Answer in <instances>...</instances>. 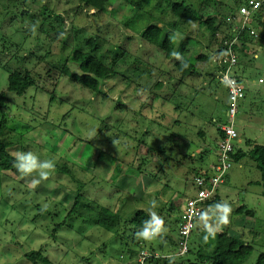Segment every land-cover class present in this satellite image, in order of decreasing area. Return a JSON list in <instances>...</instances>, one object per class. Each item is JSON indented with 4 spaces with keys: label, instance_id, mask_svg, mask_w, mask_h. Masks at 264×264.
I'll return each instance as SVG.
<instances>
[{
    "label": "rangeland",
    "instance_id": "1",
    "mask_svg": "<svg viewBox=\"0 0 264 264\" xmlns=\"http://www.w3.org/2000/svg\"><path fill=\"white\" fill-rule=\"evenodd\" d=\"M189 1L202 7L203 0ZM136 3L160 25L177 21L167 4L159 6L157 0H109L98 11H78V0H51L55 14L65 21L64 36L57 41L56 34L47 38L48 30H32L43 25L39 2L0 0V94L7 98L0 107V121L6 122L2 139L14 157L17 152H33L41 162L55 163L49 179L36 185L17 168L0 169V264H34L26 258L31 252L42 253L38 264H142L140 253L152 251L162 258L144 264H193L201 251L198 236L202 239L213 231L234 235L253 247L244 264H256L264 254L262 174L248 156L234 163L217 190L219 199L231 206L229 224L217 230L215 220L209 219V206L200 229L188 239L190 253L175 256L180 249L178 212L196 194L186 176L193 178L217 163V126L227 120L228 92L218 78L219 58L212 57L198 23L180 22L176 30L179 43L193 39L187 57L195 60L197 73L184 78L176 58L167 59L125 26ZM218 8L209 4L202 13L228 15ZM257 31L259 36L264 28ZM91 38L106 65L117 59L118 75L103 81V94L58 77L71 53L89 51L84 41ZM243 47L237 75L244 77L248 91L236 120L235 149L249 152L253 145L264 147V83L259 84L264 81V50L258 44L255 51H247L248 43L241 51ZM201 55L212 58L201 61ZM69 68L78 72L75 64ZM16 70L43 78L17 95L8 91L10 72ZM98 150L104 152L102 160ZM140 163L145 175L129 173ZM78 195L83 197L74 209ZM172 206L177 209L174 214ZM242 207L254 217H245L237 226L233 211ZM102 208L121 219L118 233L95 221ZM140 210L150 217L155 212L167 231L153 240L138 238L130 221Z\"/></svg>",
    "mask_w": 264,
    "mask_h": 264
},
{
    "label": "trees",
    "instance_id": "2",
    "mask_svg": "<svg viewBox=\"0 0 264 264\" xmlns=\"http://www.w3.org/2000/svg\"><path fill=\"white\" fill-rule=\"evenodd\" d=\"M107 1L109 0H78V11H98L102 7L103 3ZM250 1L251 0H203V2L201 3L202 7L200 9H197L189 0H157L159 6L162 4V2L163 4L166 3L168 8L171 9V12L177 19L176 22L169 25H160V20H157L151 13L146 12L142 4L136 3L134 4L131 17H129L125 26L134 30L135 33L143 39V41L162 51L167 59L172 60L176 58L178 60L176 63V68L182 74V77L185 78L191 74L197 73L195 60L193 59V57H187V53H189V47L190 44L193 43V39L186 37L179 43L178 37L176 35V30L178 29L180 22L198 23L200 27L203 28L206 32H204V34L207 37L209 47L208 50L212 53V57L219 58L220 64L218 72L221 75L229 66L230 61L228 49L231 44H235L236 48L240 49V47L242 48V45L248 43L247 51H255L256 49L254 47L258 44L260 47L259 49L264 50V32L257 36L258 28H264V24L261 21L260 15L261 12H263L262 10L252 13L248 17V21L245 27L243 29H240L242 19L238 17L239 11L245 6L249 7ZM34 2H39V7L43 6L42 9L39 10V12H41L39 22L43 25L38 29L36 28V26H33V32L38 31L40 34H42L45 30H48L47 38L52 37L53 34H56V36H54V39L59 41L60 37L64 36V31L61 32L63 30V24L65 22L64 18L58 14H55V11L53 10L55 5H50L51 0L50 2H48V0H34ZM209 4H213L215 7H219L218 11L220 8H223L228 13V15H222V18L221 13L219 12H215V15L203 14L202 8L204 6H209ZM78 11L77 14L80 13ZM46 24L48 27L46 26ZM56 25H59L58 29H56ZM58 31H60V35H57ZM74 32L77 31L74 30ZM67 37H64V39ZM84 45L88 47L89 51L77 49L73 53H71L64 60V65L62 67V70L60 71V76L58 77H67L69 79V82L77 84L94 94H103V81L107 80L109 77L118 75L115 70L117 59L111 66H108L100 58H98L96 54L99 45L94 38L85 40ZM244 51L245 47H243V51H241V49L240 51H238V64L235 68L236 76L240 80H244V77L238 76L237 72L239 71V68L242 67L241 58L242 56H244ZM175 53H178L179 55H174ZM254 55L258 56V54L255 53L253 54V58ZM212 57L209 55H201L199 59L201 61H209ZM254 59H258V57ZM71 64H75L77 66L78 72H72V70L69 68ZM55 66L56 65L48 70L47 76H49L52 70L56 68ZM220 75L218 76L219 80ZM38 78L40 80V78L43 77L38 74H33L29 71L23 72V70H16L12 73L10 72L8 91L17 95H23L27 92L28 89L36 85ZM6 101L7 98L5 94H0L1 108H4ZM229 106L230 105L228 104V107ZM5 129L6 122L0 121V169L12 170L16 168L15 157L10 154L8 143H6L2 139L5 135ZM218 134L220 141L221 138H224L225 134L221 130H218ZM201 135H203V133H201ZM158 150H160V148H158ZM236 151L237 153L232 155V160L234 163H239L248 156H251V158L257 162L258 168L260 169L262 174L261 184L264 187V147L254 146L249 152H245L243 150ZM97 152V158L102 160L104 152L100 150H98ZM115 161L116 160L114 159L113 163ZM114 164L116 165L118 163L115 162ZM140 164L141 165H139V167H130L131 169L129 170L131 172L129 173H134L133 175H137L139 177L145 175V172H143L142 170V163ZM135 172H138V174H136ZM81 196L82 195H78V197L76 198L74 209L76 208V205L79 204ZM221 202L222 201L219 199V197L216 196V198H214V200L210 202L209 205L214 208L216 204H219ZM175 211H177L176 207L174 208L172 206L170 209L171 214H174ZM178 213H181V211H179ZM233 215L235 217H254L253 212L243 207L233 211ZM150 218L151 217L148 213L140 210L130 221V226L134 227V229H136L135 231L137 232L141 231L145 225V222L150 220ZM97 219H99L98 223L100 225H102L103 227L105 226L106 229L115 232H117L116 226L121 223V219L117 216L115 211H111L105 208H102L101 211L98 212V215L95 219L96 222ZM199 241L201 242V245H203V247L201 248L200 246L201 251L198 252L197 263L193 264H244L252 256L254 251L253 247H251L250 245H246L242 240L230 237L227 233L224 232L214 235L208 233L207 236L199 239ZM132 253L134 252L131 251V254ZM26 258L34 264H38L37 261L39 259H42V253L31 252L26 255ZM256 264H264V254L260 255Z\"/></svg>",
    "mask_w": 264,
    "mask_h": 264
},
{
    "label": "built area",
    "instance_id": "3",
    "mask_svg": "<svg viewBox=\"0 0 264 264\" xmlns=\"http://www.w3.org/2000/svg\"><path fill=\"white\" fill-rule=\"evenodd\" d=\"M264 8V0H251L249 7L240 9L238 17L242 19L240 29H243L248 21V17ZM229 66L220 75V81L225 86L229 96V107L227 111V122L219 125L220 130L225 134L217 145V163L212 165L208 174L195 177L193 185L197 191L194 198L187 200L179 219V245L180 249L176 256L181 257L188 253V239L199 227L205 217L204 210L209 207V203L214 200L217 190L226 181L233 161L232 155L235 153V142L239 140L236 130V120L239 115L240 104L245 101L248 86L244 80L236 76L235 68L238 64V51L235 44H231L228 49ZM263 83L261 79L259 81ZM139 262L144 264L151 258H158V255L151 252H141Z\"/></svg>",
    "mask_w": 264,
    "mask_h": 264
},
{
    "label": "clouds",
    "instance_id": "4",
    "mask_svg": "<svg viewBox=\"0 0 264 264\" xmlns=\"http://www.w3.org/2000/svg\"><path fill=\"white\" fill-rule=\"evenodd\" d=\"M263 10V9H262ZM261 11V10H260ZM174 55H179L178 53H175ZM261 80V79H260ZM259 80V81H260ZM263 80V79H262ZM245 81V79H244ZM246 82V81H245ZM264 83V82H263ZM263 83H260L259 84H263ZM223 85V84H222ZM248 91V89H247ZM247 93V92H246ZM241 105V104H240ZM228 111V110H227ZM219 125H222V124H218V129L220 131V128H219ZM237 142V141H236ZM235 142V143H236ZM218 145V144H217ZM217 152V151H216ZM237 151L235 149V153L236 154ZM233 154V155H234ZM233 161V160H232ZM233 165H234V162H233ZM15 167L17 168V170L25 177H33V179L31 180V183L33 185H36V184H39L40 181L42 180H48L49 179V176L50 174L55 170V163L54 161L52 160H44L43 162H41L38 158V156L36 154H34L33 152H27V153H24V152H17L15 154ZM233 167V166H232ZM232 169V168H231ZM208 171L209 170H205L201 173H198L197 175H195V177L197 176H200V175H204V174H208ZM231 171V170H230ZM229 175V173H228ZM227 175V176H228ZM38 177V179L36 178ZM195 177L193 178L192 181H194ZM227 179V178H226ZM226 182V181H225ZM225 184V183H224ZM223 184V185H224ZM194 186V185H193ZM222 186V185H221ZM195 188V187H194ZM196 190V189H195ZM197 193V191H196ZM196 196V195H195ZM194 196V197H195ZM217 196V195H216ZM194 197H191V198H194ZM216 198V197H215ZM190 199V198H189ZM209 205V204H208ZM152 206L155 207V201L152 202ZM210 206V205H209ZM184 208V207H183ZM183 209L181 210V213H182ZM231 206L229 205L228 202L224 201V202H221L219 204H216L214 206V208L212 209V214L211 216L209 217V219H214L215 220V224H216V229L218 230V228L220 226H225V225H228L229 224V216L231 214ZM181 215V214H180ZM205 215H208V213H205ZM252 218V217H251ZM179 219H180V216H179ZM204 219V218H203ZM203 219H202V222H203ZM201 222V223H202ZM198 229H200L198 227ZM179 230V228H178ZM167 230L166 228L164 227V221L163 219L156 215L155 212H152L151 213V218L150 220L146 221L145 222V225L143 227V229L141 231H139L136 235L138 238L140 239H144V240H153V239H156L157 237L159 236H162L163 233H165ZM221 233V232H220ZM210 234H213L214 235V231ZM218 234V233H217ZM141 246H142V243H139ZM179 251V250H178ZM177 251V253H178ZM190 251V249H189ZM188 251V253H189ZM153 252V251H152ZM155 253V252H153ZM176 253V254H177ZM187 253V254H188ZM157 254V253H155ZM175 254V256H176ZM187 254H185L184 256H181V257H185ZM158 255V258H151L152 259H160L162 258V256H160L159 254ZM140 256V255H139ZM138 256V258H139ZM178 257V256H176ZM150 260V259H149ZM148 261V260H147Z\"/></svg>",
    "mask_w": 264,
    "mask_h": 264
},
{
    "label": "crops",
    "instance_id": "5",
    "mask_svg": "<svg viewBox=\"0 0 264 264\" xmlns=\"http://www.w3.org/2000/svg\"><path fill=\"white\" fill-rule=\"evenodd\" d=\"M263 12H261V21H262V23L264 24V10H262ZM253 146H256V145H253ZM252 146V147H253ZM201 172H202V170H200ZM205 171V170H204ZM195 177V176H194ZM193 177V178H194ZM193 178H189L188 176H186V179H187V181L189 182V183H192L193 184V181H190V180H193ZM194 187V186H193ZM196 195V194H195ZM181 210H182V208H181ZM236 219H235V225H239V223L240 222H245V220H246V218L245 217H235ZM251 219V218H250ZM199 230V229H198ZM210 232V231H209ZM214 234H217V233H215L214 232ZM230 237H233V238H236L237 239V237L236 236H234V235H232V236H230ZM199 239H200V237H198ZM201 246V248L203 247V245H200ZM154 252V251H153ZM156 253V252H155ZM158 254V253H157Z\"/></svg>",
    "mask_w": 264,
    "mask_h": 264
}]
</instances>
